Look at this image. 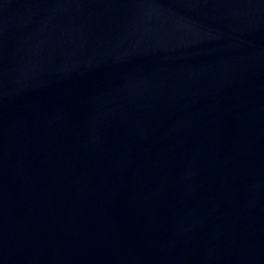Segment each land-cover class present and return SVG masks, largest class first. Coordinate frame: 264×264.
<instances>
[{
  "label": "water",
  "instance_id": "obj_1",
  "mask_svg": "<svg viewBox=\"0 0 264 264\" xmlns=\"http://www.w3.org/2000/svg\"><path fill=\"white\" fill-rule=\"evenodd\" d=\"M0 264H264V0H0Z\"/></svg>",
  "mask_w": 264,
  "mask_h": 264
}]
</instances>
